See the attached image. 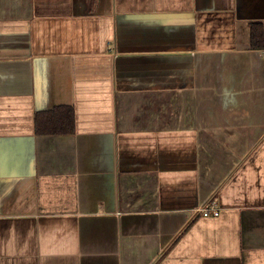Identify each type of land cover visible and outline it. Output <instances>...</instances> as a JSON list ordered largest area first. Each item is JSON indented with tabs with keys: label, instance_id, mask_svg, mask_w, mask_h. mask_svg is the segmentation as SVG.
I'll use <instances>...</instances> for the list:
<instances>
[{
	"label": "crops",
	"instance_id": "obj_1",
	"mask_svg": "<svg viewBox=\"0 0 264 264\" xmlns=\"http://www.w3.org/2000/svg\"><path fill=\"white\" fill-rule=\"evenodd\" d=\"M259 22L264 0H0V264H264ZM69 108L73 133L37 130Z\"/></svg>",
	"mask_w": 264,
	"mask_h": 264
},
{
	"label": "trees",
	"instance_id": "obj_2",
	"mask_svg": "<svg viewBox=\"0 0 264 264\" xmlns=\"http://www.w3.org/2000/svg\"><path fill=\"white\" fill-rule=\"evenodd\" d=\"M252 37L251 45L253 48H264V27L261 22L253 23L251 26ZM37 130L40 133H73L74 132V115L71 108L67 109V114L63 117H57L53 114H39Z\"/></svg>",
	"mask_w": 264,
	"mask_h": 264
},
{
	"label": "built area",
	"instance_id": "obj_3",
	"mask_svg": "<svg viewBox=\"0 0 264 264\" xmlns=\"http://www.w3.org/2000/svg\"><path fill=\"white\" fill-rule=\"evenodd\" d=\"M202 213L205 217H216L221 214V208L217 201L212 200L207 205L202 207Z\"/></svg>",
	"mask_w": 264,
	"mask_h": 264
}]
</instances>
